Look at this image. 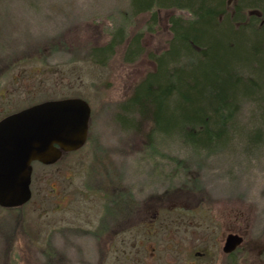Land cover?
Segmentation results:
<instances>
[{"label": "rangeland", "instance_id": "rangeland-1", "mask_svg": "<svg viewBox=\"0 0 264 264\" xmlns=\"http://www.w3.org/2000/svg\"><path fill=\"white\" fill-rule=\"evenodd\" d=\"M171 17L190 14L136 13L132 0H0V118L66 97L91 112L86 143L53 164L33 161L31 198L0 207V264H264V129L257 144L234 135L210 152L123 109L168 50ZM114 38L95 62L92 51ZM253 107L243 99L236 116L246 130ZM131 117L136 130L121 124ZM119 197L146 219L156 204L143 237L125 230V210L110 201ZM229 231L244 236L232 256L221 250Z\"/></svg>", "mask_w": 264, "mask_h": 264}, {"label": "trees", "instance_id": "trees-1", "mask_svg": "<svg viewBox=\"0 0 264 264\" xmlns=\"http://www.w3.org/2000/svg\"><path fill=\"white\" fill-rule=\"evenodd\" d=\"M155 6L186 10L190 18L169 19L168 50L155 57L156 69L135 86L123 109L195 149H221L234 135L257 144L264 129V0H132L136 13ZM135 40L129 56L139 48ZM117 43L114 38L95 48L92 59L101 64ZM243 99L254 106L250 130L236 119ZM127 120L121 121L125 128L139 127ZM110 201L126 211L123 198Z\"/></svg>", "mask_w": 264, "mask_h": 264}, {"label": "water", "instance_id": "water-1", "mask_svg": "<svg viewBox=\"0 0 264 264\" xmlns=\"http://www.w3.org/2000/svg\"><path fill=\"white\" fill-rule=\"evenodd\" d=\"M88 103L79 97L50 99L0 119V207L16 208L31 197V163H55L63 153L76 151L87 140ZM242 242L229 234L223 252Z\"/></svg>", "mask_w": 264, "mask_h": 264}, {"label": "flooded vegetation", "instance_id": "flooded-vegetation-1", "mask_svg": "<svg viewBox=\"0 0 264 264\" xmlns=\"http://www.w3.org/2000/svg\"><path fill=\"white\" fill-rule=\"evenodd\" d=\"M133 205L126 207V211H125L126 215L124 216V218H125L124 221H125V224H126L125 225V230L126 229L129 230V229H133V228H138V234H139L138 237H143L145 235V228L146 227H153L154 224H156V222L158 220V217H159V210L156 208V204H154L153 205L154 214L152 215V217L150 219H146L145 218V212H142L141 210L136 209ZM179 212H181V211H179ZM186 213H187V210L185 211V213H182V214L186 215ZM229 234L241 236L242 237V242L233 251H231L229 253H225V252H223L222 247H223V244H224V241H225L226 237ZM243 242H244V236L241 233L234 232V231H229V232H227L225 234V236L223 238V244L221 246V250H222L224 255L232 256V254H234V252L238 251L241 248ZM195 254L203 255L204 253L195 252Z\"/></svg>", "mask_w": 264, "mask_h": 264}]
</instances>
